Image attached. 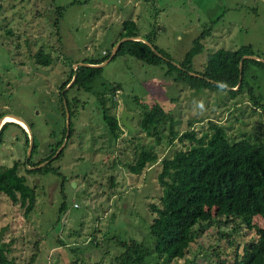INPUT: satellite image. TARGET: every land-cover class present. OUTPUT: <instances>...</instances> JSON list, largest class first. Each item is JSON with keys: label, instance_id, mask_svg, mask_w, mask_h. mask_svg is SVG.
I'll return each instance as SVG.
<instances>
[{"label": "rangeland", "instance_id": "1", "mask_svg": "<svg viewBox=\"0 0 264 264\" xmlns=\"http://www.w3.org/2000/svg\"><path fill=\"white\" fill-rule=\"evenodd\" d=\"M57 6L61 15L54 25ZM124 19L134 20L138 36H152L159 51L173 61L181 60L193 38L206 30L201 50L191 58L195 70L209 51L219 47L248 45L254 55L264 56V0H0V114L21 117L35 144L25 158L23 131L13 123L3 129L0 165L17 160L18 172L35 191L34 207L26 215L18 202L0 192V241L9 264H117L110 244L128 235L147 238L145 225L153 214L149 204L158 203L160 194L158 159L189 140L176 136L168 144L165 124L159 142H154L138 124L140 103L157 101L168 109L172 129L178 133L192 128L199 134L207 119L223 123L228 135L236 137L260 134L263 129L264 113L251 106L246 92L236 98L223 90L193 91L174 81L165 64L116 54L103 59L99 77L120 84L114 90L115 104L106 102L118 120V135L104 125L95 95L72 87L66 93L77 97L70 118L72 132L63 148L64 143L58 145L62 152L51 162L61 174L26 171L30 155L36 161L61 136L65 118L59 85L68 79L70 67L111 52ZM39 46L51 55L48 65L32 56ZM245 77L264 100V67L249 64ZM148 144H153L157 160L138 173L129 171L126 163ZM254 221L264 225V217ZM233 226L216 219L195 224L184 259L213 264L215 252L231 258L234 249L240 251L256 236L253 228ZM90 237L95 244L87 243Z\"/></svg>", "mask_w": 264, "mask_h": 264}, {"label": "trees", "instance_id": "2", "mask_svg": "<svg viewBox=\"0 0 264 264\" xmlns=\"http://www.w3.org/2000/svg\"><path fill=\"white\" fill-rule=\"evenodd\" d=\"M56 12L57 15L52 21L54 25L61 15V6L56 7ZM11 29L7 27L6 31L12 35ZM205 31L201 30L193 38L192 45L179 61H173L168 55L160 52L149 35L141 37L149 41L157 52L140 39H124L117 44L111 55L109 51H103L100 58L91 57L82 61L98 63L109 55V58H112L116 54L127 53L148 64H165V72L173 71L174 81L186 85L193 91L223 90L229 97L236 98L246 92L251 106L256 111L264 113V100L254 93L252 85L245 77L249 64L264 67V63L251 57L242 58L244 54H253L248 45L234 49L222 47L213 49L206 54L200 69L195 70L191 67L192 56L202 48L200 40ZM135 35L138 33L134 20L124 19L117 39ZM32 56L37 63L44 65H48L51 59L50 53L41 46L32 53ZM241 58L242 64L239 69L238 62ZM73 71L75 77L71 81L72 84L64 90ZM99 71L100 66L79 64L75 68L70 67L68 79L59 85L58 101L61 113L64 117L62 97L69 113L66 138L72 132L70 118L73 114V103L77 100L75 95L68 97L66 94L72 87L95 95L104 125L113 136L116 137L119 133L118 120L115 114L109 111L106 102L115 104L114 90L120 84L100 78ZM236 84L237 86L233 88ZM140 108L138 124L146 135L154 137V142H159V134L165 124H168L170 133L166 138L168 144L176 136L179 140L187 138L189 142L185 147L175 148L170 154H164L158 159L156 180L160 185V194L158 203L149 204L153 214L145 225L147 238L138 240L128 235L123 240H112L115 243L110 245L116 250L113 258L117 260V264H196L192 260L184 259L190 242L194 239V226L203 222L209 223L212 219H216L218 223L230 221L234 224V229L241 226L253 228L256 234L255 238L242 245L240 251L234 249L231 258L221 257L219 252H215L213 264H264V225L254 221V218L264 217V124L260 134L252 136L242 134L236 137L228 135L223 123L207 119L206 129L201 130L199 134L192 128L178 133L172 129L174 119L170 111L159 102L140 103ZM8 123L17 125L27 137L19 123L7 120L0 125V141L3 129ZM65 129L64 126L60 138L49 145L47 154L36 161L31 160L30 155L25 164H38L45 159L48 161L31 170L24 167L26 171L39 173L50 171L61 174L51 162L61 154L67 139L57 154L54 157L51 155L62 142ZM27 140L26 138L25 144ZM34 147L33 141L31 154ZM157 156L153 144L141 146L133 161L126 163L127 168L138 173L147 164L156 161ZM0 192L9 201L18 202L23 207L25 215L34 207V185L26 183L25 176L18 172L17 160H13L8 166L0 165ZM62 209L61 204L59 210ZM89 239L87 243H96L93 237ZM59 240L57 239V243ZM36 246L38 248V245ZM180 258L183 260L177 262ZM0 264H9L5 244L1 241Z\"/></svg>", "mask_w": 264, "mask_h": 264}, {"label": "water", "instance_id": "3", "mask_svg": "<svg viewBox=\"0 0 264 264\" xmlns=\"http://www.w3.org/2000/svg\"><path fill=\"white\" fill-rule=\"evenodd\" d=\"M124 39H140V40L144 41L146 44H148L154 52H157V51L155 50V48L150 44L149 41H147L145 38H143V37H141V36L135 35V36H122V37H120V38L116 41V43L113 45L112 50H111V52H110V55L113 53V51H114L113 49H115V47L117 46V44H118L120 41L124 40ZM110 55L108 56V58L110 57ZM243 57H251V58L259 59V60H261V61L264 63V58H263V57H260V56H258V55H254V54H244V55L242 56V58H243ZM242 58H241V59L239 60V62H238V67H239V69L241 68ZM104 61H105V60H103L102 62H99V63H97V64H95V63H94V64H89L88 62H75L73 68H75V67H76L77 65H79V64H83V65H91V66H99V65H101ZM74 77H75V71L72 72V77H71V79H70V82L73 80ZM239 79H240V75L238 76V82H237V84L239 83ZM70 82H69V83H70ZM69 83H68V84H69ZM68 84H66L64 87H66ZM237 84H236L235 86H233V88H235V87L237 86ZM227 88H228V86H227ZM62 102H63L64 118H65V127H66V129H65V131H64V136H63V139H62V143H61V145H63V143L65 142L66 135H67V133H68V123H69V113H68V109H67V105H66V102H65L64 97H62ZM4 114H10V115L16 117L18 120H20L21 122H23V124L25 125V126H22V125L20 124V125L24 128V130H25V132H26V135H27V138H28V140H27L26 154H25V158H27V157H28V154H29V151H30V149H31V147H32V144H33V136H32V133H31V130H30L29 125H28V124H27V123H26L21 117L15 115V114H12V113H4ZM4 114L0 115V125H1L2 122H3L2 118H3V115H4ZM60 148H61V147H60ZM60 148H59V149H60ZM59 149H56L55 152H54L52 155L55 156V155L57 154V151H58ZM47 161H48V159H45V160L39 162L38 164H35V165H32V166H30V165H28V164L26 163V167H27V168H28V167H31V168L39 167V166L45 164Z\"/></svg>", "mask_w": 264, "mask_h": 264}, {"label": "bare ground", "instance_id": "4", "mask_svg": "<svg viewBox=\"0 0 264 264\" xmlns=\"http://www.w3.org/2000/svg\"><path fill=\"white\" fill-rule=\"evenodd\" d=\"M2 120H3V121H6V120H12V121H15V122L21 124L22 126H25V125L23 124V122H21V121L18 120L16 117H14V116H12V115H10V114H4Z\"/></svg>", "mask_w": 264, "mask_h": 264}, {"label": "clouds", "instance_id": "5", "mask_svg": "<svg viewBox=\"0 0 264 264\" xmlns=\"http://www.w3.org/2000/svg\"><path fill=\"white\" fill-rule=\"evenodd\" d=\"M7 121V120H6ZM4 122V121H3Z\"/></svg>", "mask_w": 264, "mask_h": 264}]
</instances>
